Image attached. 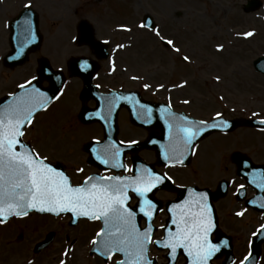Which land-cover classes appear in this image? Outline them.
Returning a JSON list of instances; mask_svg holds the SVG:
<instances>
[{
  "label": "rangeland",
  "instance_id": "obj_1",
  "mask_svg": "<svg viewBox=\"0 0 264 264\" xmlns=\"http://www.w3.org/2000/svg\"><path fill=\"white\" fill-rule=\"evenodd\" d=\"M23 1L30 0H0V59L6 50L3 20L10 11L19 8ZM32 1L50 4L51 10V4H53L56 11L57 9L60 10L58 16L56 12L51 14V10L46 6L45 14L40 20L42 26L49 30L55 26L60 29L63 26L68 27L70 20L64 18H67V12L73 8L77 12L76 18L81 15L87 16L86 13L95 8V6L85 5L83 0ZM126 1L131 3H122L125 10L119 8L110 16L111 18H120L124 13L120 19H127L133 13L134 16L130 22L127 20L120 21L134 25L133 22L137 21L139 17L141 20L143 10H147L159 20L157 21L159 27L161 25L158 34L151 33L148 35L143 31L135 34L134 31V34L131 33L129 36L127 33L120 36L119 33H113L122 44L124 41L131 43V46L123 50L124 55H118L119 64L126 67V75L129 73L137 74L140 78L151 79L157 85H164V89L157 93L160 98L170 97L174 99V102L177 99H188L190 102L185 110L200 119L208 120L216 113H220L226 118L247 116L251 113L264 115V76H259L252 69V60L264 54V0H261L263 2L262 8L250 13L244 12L242 8L246 0ZM119 4L121 3L112 5ZM54 16L57 17L55 23H53L55 21ZM88 16L94 18L92 15ZM90 17L88 19L92 20ZM8 19L9 17L6 18V20ZM104 22L101 23V26L105 31L100 32L98 35L100 38L107 37V32L111 33L112 24L109 25ZM247 32L253 34L246 38L244 33ZM71 34L72 30L67 34H65L64 28L60 31L62 38L66 37L67 40H70ZM116 38L115 40H117ZM159 38L172 40L171 49H165ZM49 40L51 41L50 37ZM216 46L219 48L216 49ZM180 55L187 56L189 61H182ZM121 65H118V72ZM5 74L9 73L5 69H1L0 64V76ZM23 78L21 76L2 78L3 84L6 85L3 88L6 90H1V93L7 89L10 90L14 82L15 84L19 83ZM73 81L77 82L76 79ZM73 81L71 80V82ZM180 81L184 82L185 85L179 86L177 82ZM131 85L135 86L134 84ZM59 102L62 107L67 109L60 113L62 107L59 108V111L53 107L45 113L38 114L29 127L30 132L27 137L33 134V140L41 154L47 156L49 160L59 159L63 161L67 164L66 170L69 172L72 181L79 182L89 171V169H85L80 174L75 169L83 159L82 150H80L81 144L84 143V138L92 136L97 129L82 127L79 124L75 112L79 111L80 102L75 88L68 89V93L65 92ZM64 118L66 120L61 121ZM120 123L123 129L121 132L123 137L129 135L135 137L142 134L139 129L138 131L133 129L132 132L129 123L127 125L122 120ZM97 135V133L94 134V136ZM53 141V145H48L49 142ZM55 141H58L59 144ZM235 145L247 147L252 145L251 148H260L259 156L256 158L258 160L264 158V133H250V131L247 132L243 128H239L231 136L213 135L200 144L201 159L199 162H201L200 165L204 170V179L197 177L196 172H193L196 169L195 164L187 168L188 170L191 169L190 174L179 171L176 177L179 181L190 180V182H194L197 179L203 186H215L219 179L227 178L232 174V166L227 156ZM75 149H79V153H76ZM67 153H73L72 157H67ZM83 163L84 160H82ZM165 194L171 197V194ZM165 194L159 193V196L163 198ZM230 195L231 193H228L218 203L216 210L220 217L221 227H226L233 238L234 255L237 257L234 264H238L247 254V238L261 223L262 217L258 215L252 217L246 213L240 218H236L232 214V210H235L238 205H234ZM68 223L69 218L67 216L57 218L49 215L30 214L23 219H14L5 225H0V242H19L21 235L23 239H26V246L30 250L32 242L43 240L47 234H53L50 244H60L65 242L66 235L72 237L76 233L77 242H85L84 244H86L88 242L86 235L89 231L91 234L98 226V224L91 225L85 221H80L74 228L70 227ZM80 232H84L85 235ZM160 234L161 231L156 236ZM86 246H83V250L76 252L77 264H88L86 260L88 252L85 251V248L88 247ZM27 248L20 246L18 252L23 254ZM48 248L49 245L45 249ZM262 248L264 249V246ZM48 250L49 252L45 255L49 257L53 255L51 251L54 253L57 251L51 247ZM155 253L157 254L156 258L161 262L162 259L158 253ZM84 255L85 259H83ZM214 263L221 264V261L217 259ZM259 264H264V251Z\"/></svg>",
  "mask_w": 264,
  "mask_h": 264
},
{
  "label": "snow or ice",
  "instance_id": "obj_2",
  "mask_svg": "<svg viewBox=\"0 0 264 264\" xmlns=\"http://www.w3.org/2000/svg\"><path fill=\"white\" fill-rule=\"evenodd\" d=\"M145 26L144 23L141 24V27ZM252 34L244 33L245 36ZM167 44L172 45L173 41L168 40ZM184 59L187 60L188 57L185 56ZM25 83L31 85V81ZM19 87L23 89L25 85L21 84ZM48 104L49 98L46 94L39 88H32L0 113V223H4L8 216H26L29 209L51 213L70 212L73 216H83L91 220L102 219L105 227L96 233L97 237H105V251L101 255L111 258L110 252H122L130 260L119 261L117 264H151L146 257L149 232L145 230L141 233L133 223L135 213L126 205L129 199L127 192L131 188L144 198L139 210L145 216L151 217L152 212L146 209H155L156 205L146 198V194L165 178H171L149 171L146 175L132 179L130 183H106L109 180L127 181V177H99L98 182L90 186H74L63 171L54 168L35 149L29 146L27 151L23 150L26 145L21 138L25 135V126L33 124V114L38 109L47 108ZM220 115L216 113L217 117ZM188 123L190 126L179 129L183 133L181 140L185 146L191 145L200 132L204 131L202 126L206 122ZM260 123H264V119ZM223 125L227 127V121H223ZM207 126L220 125L213 123ZM194 128L198 130L194 131ZM184 155L183 151L179 152L176 162L182 163ZM103 162L107 163L106 160ZM206 201V194L201 193L199 200L187 199L176 205L180 210L178 218L172 221L176 225V231L169 237L170 243L165 245L173 253L177 248H183L192 258L190 264H208L219 251V246L209 239L215 225L212 222V210ZM172 211L170 208L169 212ZM109 228H115V232L108 231ZM259 230H264V225H260ZM92 243L96 244L97 241L93 239ZM246 260L248 256L240 264H245Z\"/></svg>",
  "mask_w": 264,
  "mask_h": 264
},
{
  "label": "flooded vegetation",
  "instance_id": "obj_3",
  "mask_svg": "<svg viewBox=\"0 0 264 264\" xmlns=\"http://www.w3.org/2000/svg\"><path fill=\"white\" fill-rule=\"evenodd\" d=\"M53 2H55V1H53ZM31 5L35 9V11H37V13L39 14V29H40V31H42L41 32L42 40H41V45L39 46L37 51H35L34 53L29 55V59L27 61L29 68L26 69L27 72L25 75H28V74L36 75L40 61H42L40 54H42V55L45 54V56L48 57V62L51 63L50 65L54 69H56V70L60 69L64 72V74L66 75V83L65 84H67L69 79H72V78L78 79V78L69 76V70H68V64H67L69 57L73 54V49H74L73 47L74 46L76 47L75 38H76V33H77L76 25H77V19H78V18H76V15H77L76 9L73 8L72 10H69V12H67V14H68L67 18H64V19L70 20V25L68 27L63 26L60 29L57 26H55L51 30H49V29H47V27L42 26V21L40 20V18L41 17L43 18L44 14H45L46 6H48V8L50 9V7H49L50 4H45L44 2L35 3L33 1H31ZM51 6H52V10L50 9L51 14H52V12H53V14H54V12H56V14L59 16L60 10L57 9V11H56L53 8V6H54L53 4H51ZM39 7H41V8L39 10H37ZM49 9H48V12H50ZM54 18H55V21L53 23H55L57 21L56 20L57 17L54 16ZM63 28L65 30V34H67L68 32H71V30H72V34L69 37L70 40H67L66 37L62 38L63 36L60 35V31ZM49 37L51 38V41L49 40ZM111 39H112V37H111ZM66 40H67V42H66ZM46 43H47V45H46ZM84 47H85V52L87 53V55H90L91 50L86 46H84ZM109 55H108V57H109ZM112 56L115 57V59H117L116 53H114ZM100 66H101L100 71L97 72L96 75L94 76L93 82L99 87V89L102 92H106L110 88H113V89L125 88L124 85H128V84H134L135 86L131 85L132 88H137L136 90L143 92V90L141 89V83H140L139 79L138 80L122 79V75L120 73L115 75L114 73L110 72L112 80H111V82H109V78H107L106 76L104 77V75L102 73L103 64ZM9 76L10 75H8V77ZM73 84L74 85H72L68 82L67 85H68L69 89L75 88L77 93L79 94L81 87H82L81 82L79 80H77V82H73ZM109 85H111V86H109ZM148 99H152V97H150ZM86 104L90 105L89 107H91L93 103H92V101H88ZM80 105H81V103H80ZM178 106L181 109L184 108V105L182 103H180ZM63 109H67V108L63 107ZM63 112H64V110L61 113H63ZM126 116H127V114L124 111V109H120L118 111L117 118H118V123H119V128H120L119 132L120 133H121L120 121L122 120L123 122H125ZM239 128H243V130H246L247 132H249V128H247L245 126L239 127ZM239 128H237V129H239ZM237 129H235L233 132H231L227 135L228 136L233 135ZM131 130H132V132L134 131L133 129H131ZM136 130L138 131V129H136ZM139 130L142 132V134L140 136H135V137L132 135V137L134 139L141 140L146 136V131L144 129L140 128ZM234 143H236V142H234ZM48 145H53V144H48ZM251 146L247 147V146L235 145L234 148L230 150V152L227 156V159L232 166V174L227 176V179L229 181V189H231V187L236 186L231 192L230 199L233 200L235 204H239L243 209L249 210L250 212H252L251 214H254L256 212L250 210L246 206L247 203L245 204L244 202L237 201V200H239L237 193L241 187H245V190H243L245 197L251 196L254 192L253 189L245 183V180L237 175V170H236L237 165L240 164L242 158L245 157V155L250 156V157L251 156L258 157L259 156L260 148H255V147L251 148ZM66 151H68V150H66ZM262 152H263V150H262ZM72 154L73 153H67L66 156L67 157L72 156ZM140 155H141V153H140ZM144 155H146L148 157L147 159L149 161H154V159H155V155H154L153 150H148L147 152L144 153ZM200 159H201L200 158V152L198 150V151H196V155H195V159H194V164H195L196 169L193 170V172H196L197 177L204 179L205 174H204L203 168L200 165V163H201V162H199ZM126 160L129 161L128 157L126 158ZM85 163H86V155H85ZM87 163L89 164L88 159H87ZM263 163H264V158H263ZM91 168H92V166H91ZM190 171H191V169L190 170L186 169L185 174H190ZM195 180L196 181H194V182H190V180L189 181L184 180V181L179 182L177 180V182H179V184H182V185L193 184L196 186L203 187V185L200 184L199 180H197V179H195ZM263 193H264V191H263ZM220 201H217L215 203V205ZM225 229H227V228L225 227ZM36 243H38V242H32L30 250L27 248L26 242H3V243H0V264H51V263L57 262L59 259H60V261L63 259V261L65 262L66 261L65 257L67 256L68 251L70 249H72V252H75V248H73L71 246V245H74L75 242H61L60 244L59 243L49 244V248L51 247L52 249H54V250L57 249V251H58V253H57V251H56V253L51 251L53 255L49 257V256L45 255L49 252V250H48L49 248L48 249L44 248L40 251H36L35 250ZM20 246H25L27 248V249H25V252L23 254L18 252V249ZM56 254H58V255H56ZM98 260L100 262L98 261L97 264L106 263L100 258ZM49 261H50V263H49ZM77 261H78L77 258H75V255L72 253V259H70V262L73 264L74 262H77Z\"/></svg>",
  "mask_w": 264,
  "mask_h": 264
},
{
  "label": "water",
  "instance_id": "obj_4",
  "mask_svg": "<svg viewBox=\"0 0 264 264\" xmlns=\"http://www.w3.org/2000/svg\"><path fill=\"white\" fill-rule=\"evenodd\" d=\"M260 6V2L258 1V0H249L248 1V3L244 6V10L245 11H252V10H255V9H257L258 7ZM147 17H148V15H147ZM36 40L34 41V44L36 45ZM29 48H30V46H28ZM28 51V48H26L25 50H23V53L21 54V56H24L25 55V52H27ZM21 56H19V57H21ZM264 62V57H262V58H259V59H257V60H255V63H257V62ZM256 66H257V64H256ZM55 86V85H54ZM52 87V89H51V91L49 92V95H48V97H51V96H53L57 91H58V85L56 86V87ZM26 90L27 89H25V88H23V89H21L18 93H17V95H16V97H13V98H11V99H6V100H4L1 104H0V113H2L5 109H7L8 108V106L10 105V104H12L14 101H15V99L16 98H18V97H22V96H24V94H25V92H26ZM38 110H40V109H38ZM37 110V111H38ZM153 112H154V116H156V112L157 111H160V109H159V107H152V109H151ZM36 111V112H37ZM35 112V113H36ZM34 113V114H35ZM33 114V115H34ZM170 115L168 116L169 118L168 119H175V120H177V121H180V123H182V124H184V126L183 127H188V126H190L189 125V123L188 122H190V121H192L191 119H189V118H187L186 116H184L183 114L182 115H177L176 113L175 114H173V112H172V114L171 113H169ZM156 119H158L159 120V117L158 116H156ZM171 120H169V122H167V125H165V140L168 142V145H169V147H168V149L167 148H165V149H167L168 151H170V152H174V151H176L178 148H181L182 150H187V154L188 153H190V151L192 150V148H193V146H194V144H195V142L199 139V138H202V137H204V136H206L207 134H209V133H211L212 131H214V129H216V127H208L207 125H210V124H213V123H205V125H203L202 127H204V131H202V132H200V134L195 138V140L193 141V143L191 144V145H187V146H185L184 144H183V141L181 140V137H182V135H183V133H181L180 131H179V129L181 128L177 123H175L174 121L172 122ZM156 124H157V122H156ZM194 131L195 130H198L197 128H194L193 129ZM159 153H160V150H159ZM162 161H163V159H161ZM148 194V193H147ZM146 194V197L148 196ZM180 197H182V195L180 196ZM183 202H181V201H176V202H174L173 204H172V206H170L167 210H168V212H169V209L171 208V209H173V211L172 212H169L168 214H169V218H168V220H167V227L165 228V230L167 231L166 232V237H167V239H169V237L171 236V234H170V231H171V229H170V227L171 226H174V232L176 231V225L175 224H173L172 223V221L174 220V219H177L178 218V216L180 215V210L178 209V208H176V205H180V204H182ZM29 210H34V209H29ZM29 210H27V211H29ZM157 210H159V208H156V210H154L153 212L154 213H156V211ZM37 211V210H36ZM60 213H69V212H60ZM54 214H56V213H54ZM144 215V214H143ZM211 216H212V222L214 223V221H213V215H212V213H211ZM9 217H11V216H8L7 217V219L9 218ZM145 218H146V222H147V228H145V229H139L138 228V226L136 225V228L137 229H139V231L142 233V232H144L145 230H148V232H149V236L151 235V228L149 227L150 226V223H151V220H152V216L151 217H148V216H145ZM109 230V229H108ZM173 230L171 231V232H173ZM264 240V231L262 232V233H260L257 237H256V239H255V241H254V243H253V246H252V255H251V257L249 258V262L247 263V264H255L256 263V261L258 260V257H259V251H260V249H259V245H260V243L262 242ZM166 241V240H165ZM124 261H126V260H130V257L129 256H126L125 254H124Z\"/></svg>",
  "mask_w": 264,
  "mask_h": 264
}]
</instances>
